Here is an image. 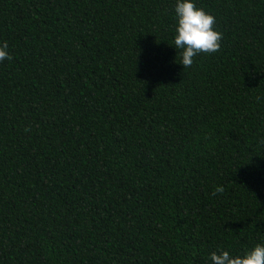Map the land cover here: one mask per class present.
Segmentation results:
<instances>
[{
	"label": "trees",
	"instance_id": "obj_1",
	"mask_svg": "<svg viewBox=\"0 0 264 264\" xmlns=\"http://www.w3.org/2000/svg\"><path fill=\"white\" fill-rule=\"evenodd\" d=\"M0 0V264H211L264 243V0Z\"/></svg>",
	"mask_w": 264,
	"mask_h": 264
},
{
	"label": "clouds",
	"instance_id": "obj_2",
	"mask_svg": "<svg viewBox=\"0 0 264 264\" xmlns=\"http://www.w3.org/2000/svg\"><path fill=\"white\" fill-rule=\"evenodd\" d=\"M176 20L173 44L179 50L180 64L189 68L200 54L219 51L222 33L216 28V18L197 6L195 0H175ZM7 42L0 43V63L10 60ZM211 264H264V243H259L242 253L218 250L210 253Z\"/></svg>",
	"mask_w": 264,
	"mask_h": 264
}]
</instances>
